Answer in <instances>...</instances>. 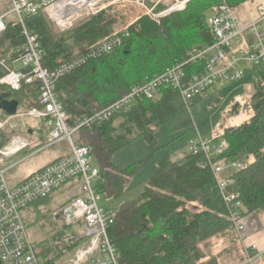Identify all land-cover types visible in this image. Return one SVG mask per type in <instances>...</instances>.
<instances>
[{"label": "trees", "instance_id": "1", "mask_svg": "<svg viewBox=\"0 0 264 264\" xmlns=\"http://www.w3.org/2000/svg\"><path fill=\"white\" fill-rule=\"evenodd\" d=\"M245 1L191 0L185 11L164 17L161 26L142 16L137 25L128 28L115 48L100 57L89 58L57 80L55 91L67 112L68 126L74 127L79 118L96 113L128 94L133 86L164 73L183 61L194 48L211 45L214 37L208 26L207 11L221 5L235 8ZM6 6L0 0L1 12H5ZM25 25L39 38L44 65L51 69L61 65L53 56L64 39L48 14L41 10L28 16ZM195 33H198L196 38L185 42ZM24 44L21 26L9 20L0 34V60L6 59L13 68ZM84 53L86 50L78 56ZM202 68V62L189 64L185 67L186 75L200 73ZM248 72L254 77L252 93L246 104L237 101L230 114L245 110L250 112V117L238 126H221V136L215 143L225 147L214 158V162L234 158L244 163L232 176L233 189L240 193L245 217L264 213V63ZM7 73V68L0 64V78ZM1 87L0 92H8L10 99L19 101L18 113L41 106L37 82L24 84L19 91ZM160 92L158 99L157 96L139 98L112 118L75 133L76 144L88 147L99 165L97 188L102 199L122 196L137 167L121 168L114 154L140 136L153 142V133L159 126L181 129L191 125L189 107L203 94L186 105L176 89L162 87ZM3 116L8 117L4 113ZM205 161L204 153L192 151L179 160L166 156L152 167L138 199L125 202L115 210L107 208L115 219L109 235L119 251L120 264H222L219 256H228L230 263L244 261L215 175ZM53 196L35 202L30 208L41 212L39 207L50 204ZM216 236L225 238L229 245L218 255H206L200 245ZM79 242H75L76 246ZM37 254L43 264H59L66 256L59 248L44 242L37 247Z\"/></svg>", "mask_w": 264, "mask_h": 264}, {"label": "built area", "instance_id": "2", "mask_svg": "<svg viewBox=\"0 0 264 264\" xmlns=\"http://www.w3.org/2000/svg\"><path fill=\"white\" fill-rule=\"evenodd\" d=\"M9 1L10 10L0 11V34L5 31L7 22L11 20L14 25L21 26L25 44L14 60V63L20 62L22 68H8L7 60H0V64L8 68V73L1 82L12 91L21 90L24 84H40L41 106L17 116L42 120L47 137L45 142L36 143L18 137L10 147L0 148V264H43L42 257L37 254V245L31 242L27 234L28 209L35 202L48 198L70 184L74 186L66 198L67 203L63 211L65 221L68 224L81 225L84 233L79 232L77 235L86 239V244L76 251L72 264H120L119 251L109 235V228L115 222L114 215L100 203L102 196L97 188L99 165L88 147L76 144L74 134L81 128H92L112 118L139 98L154 99L162 87L176 89L188 104L213 86H226L241 79L245 73L264 63V7H259L258 18L249 24L242 22L233 7L221 5L213 8L208 18V26L214 37L211 45L194 48L183 61L168 68L164 73L133 86L128 94L96 113L84 115L71 128L67 124V112L55 91L57 80L84 64L89 58H97L111 51L121 43L122 36L128 29L115 32L91 44L86 53L51 69L44 65V50L38 36L27 29L25 18L44 10L61 26L64 23L62 17L64 18L65 11L60 17L55 6L64 0ZM189 1L175 0L169 11H180ZM199 62L203 63L202 71L187 76L185 67ZM13 117L0 121V128ZM220 136V133L215 132L207 138L200 137L192 143L191 151L195 154L204 153L205 163L213 170L232 229L238 236L245 254V259L240 264H257L259 258H264V250H259L255 244L246 246L248 225L246 217L242 214L240 193L233 189V172L222 175L225 171L224 165L220 161L214 162L217 153L225 147V144L215 143ZM64 142L70 148L69 153L32 173L19 184L9 185L5 177L8 170L5 158L14 157L26 148L33 150L30 155L32 156L39 149ZM231 166L235 172L242 169L244 163L235 160L231 162ZM55 216H59L58 212H55Z\"/></svg>", "mask_w": 264, "mask_h": 264}, {"label": "rangeland", "instance_id": "3", "mask_svg": "<svg viewBox=\"0 0 264 264\" xmlns=\"http://www.w3.org/2000/svg\"><path fill=\"white\" fill-rule=\"evenodd\" d=\"M174 1L175 0H98L92 4L86 3L84 6H78L73 9L72 7L66 8L63 18L64 23L61 26L57 25L48 15L54 23L56 30L62 33L64 39V41L59 44L53 58L60 64L70 61L91 46V44L103 40L105 37L115 32L128 29L131 25H137L138 20L142 16H148L161 26V21L164 17L176 12L185 11L191 0L186 3L184 9L180 11H169ZM2 3L7 4V6L4 7V11L10 10L11 4L9 0H2ZM211 13L212 9H209L207 11V22ZM13 17L14 15L11 16V18ZM197 36L198 33H195L185 39V42L193 40ZM169 45L172 47L170 43ZM12 65L16 69L22 68L20 62L13 63ZM7 66L8 68L11 67L10 65ZM2 78H0V85H3L1 88L6 89L8 86L1 82ZM253 79V74L247 72L236 82L226 86L217 85L209 88L189 107L192 119L191 125L181 129H167L165 126H159L153 133L155 138L153 142H150L144 136H140L119 149L114 154L117 164L121 168L137 167L130 177L128 187L122 196L110 200L104 198L100 200V203L106 208L115 210L125 202L138 199L151 176L152 167L156 165L160 159L170 156L173 160H179L185 153L191 151L192 143L200 137L206 138V136H210L215 132L219 133L222 131L223 127L238 126L248 120L250 117L249 111L246 112L242 110L235 115H231L230 111L237 101L242 104L248 102V98L252 93ZM160 96L161 92L157 95L156 99L160 98ZM3 113V111H0V121H4L10 117L4 118ZM17 115L3 128H0V148L6 149V147H10L18 137H24L28 141H32L28 130L29 125H26V121L38 124L43 123L42 120L24 116L20 117ZM222 125L223 127H221ZM36 132L38 133V131ZM45 134L47 135V133ZM35 137L40 139L41 137L46 138L47 136ZM74 139H77V134L74 135ZM56 148L57 146L55 145L54 147L39 149L38 152L32 156L30 155L33 150L26 148L23 150V153H19L20 155L5 158V164L8 165L5 177L9 185H15L22 179L31 175L38 168L45 165L48 160L55 155ZM22 158L23 160L21 161ZM235 160L234 158H225L220 161L224 165L225 170L222 175L232 174L231 172H234L231 162ZM0 167L2 166L0 165ZM70 193L71 192L65 190L58 191L50 204L39 207V209L41 208L40 210H42L41 212L38 210L40 215L37 210H35L37 213L31 210L29 212L30 214L28 213L26 221L27 234L32 243L39 247L40 243L44 242L46 245L59 248L62 253L66 254L65 258L61 259L59 264H72V259L76 251L86 244V239L77 235L79 232L82 234L84 233V230L80 227L81 225L68 224V222L65 221L63 211L67 203L66 198ZM55 212H58V217L55 216ZM66 239L68 240L64 241ZM78 241L80 242L78 246H76L75 242L77 243ZM238 241V244L241 245L239 238ZM228 245L229 242L226 241L225 238L216 236L205 241L200 245V248L203 253L211 256L218 255ZM69 246H72L73 249L70 250ZM240 247L242 248V246ZM240 254L242 255L244 252L242 253V251H240ZM223 257L221 258V256H219L220 260H222V264H235L233 262L230 263L228 256Z\"/></svg>", "mask_w": 264, "mask_h": 264}, {"label": "crops", "instance_id": "4", "mask_svg": "<svg viewBox=\"0 0 264 264\" xmlns=\"http://www.w3.org/2000/svg\"><path fill=\"white\" fill-rule=\"evenodd\" d=\"M261 6L264 7V0H249V1L239 5L237 7H235V14L241 18V20L244 24H249L258 18L259 7H261ZM249 41H252V40H249ZM26 125H29V128H28L29 129V135L31 136L30 139L32 140L33 143H36L39 141H43V142L46 141L45 137H41L40 139H37L35 137V136H47L45 134L46 129L44 128L43 123L38 124L35 122H30V121L27 122L26 121ZM36 131H38V133ZM207 137H209V136H206V138ZM56 146H57V148L55 150V155L51 159H49L48 162L45 165H43L41 168L45 167L46 165H48L49 163H51L57 159L63 157L64 155H66L70 151V148L66 142L61 143L60 145L58 144ZM23 152L24 151H22L21 153H23ZM20 154H18V155H20ZM41 168H38L36 171H38ZM24 179H22L21 181H19L15 185L19 184ZM12 186H14V185H12ZM73 186H74L73 184L67 185L60 191L65 190L68 192H72ZM55 195H56V193L54 194L53 198L55 197ZM34 209H36V208L35 207L29 208L28 212H30L31 210H32V212H34ZM246 220H247V225H248V231H247V236H246V240H245L246 246H251V245L255 244V245H257L259 250H264V213L249 215L246 217ZM257 264H264V258H259L257 260Z\"/></svg>", "mask_w": 264, "mask_h": 264}, {"label": "water", "instance_id": "5", "mask_svg": "<svg viewBox=\"0 0 264 264\" xmlns=\"http://www.w3.org/2000/svg\"><path fill=\"white\" fill-rule=\"evenodd\" d=\"M11 94L8 92H0V110L8 116H16L19 109V101L10 99Z\"/></svg>", "mask_w": 264, "mask_h": 264}, {"label": "bare ground", "instance_id": "6", "mask_svg": "<svg viewBox=\"0 0 264 264\" xmlns=\"http://www.w3.org/2000/svg\"><path fill=\"white\" fill-rule=\"evenodd\" d=\"M90 1L92 2H96L97 0H64L63 2H61L60 4H58V5H56L55 7L57 8V9H55L58 13V15L60 16V17H62L61 16V14L63 15L64 14V12L63 11H65V10H63V9H66V8H68V7H72V9L73 8H76V7H80V6H84L86 3H90ZM106 1V0H105ZM92 4V3H91ZM63 16H65V15H63ZM62 19H63V17H62ZM63 22V21H62Z\"/></svg>", "mask_w": 264, "mask_h": 264}]
</instances>
